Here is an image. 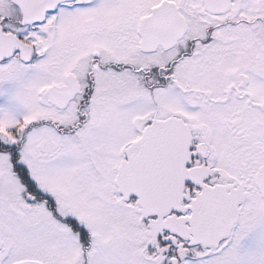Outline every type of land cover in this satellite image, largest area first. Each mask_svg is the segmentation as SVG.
<instances>
[{
  "label": "snow or ice",
  "instance_id": "1",
  "mask_svg": "<svg viewBox=\"0 0 264 264\" xmlns=\"http://www.w3.org/2000/svg\"><path fill=\"white\" fill-rule=\"evenodd\" d=\"M0 264H264V0H0Z\"/></svg>",
  "mask_w": 264,
  "mask_h": 264
}]
</instances>
